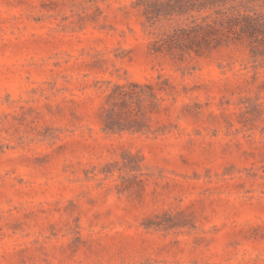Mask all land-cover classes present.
I'll return each mask as SVG.
<instances>
[{
    "label": "rangeland",
    "instance_id": "rangeland-1",
    "mask_svg": "<svg viewBox=\"0 0 264 264\" xmlns=\"http://www.w3.org/2000/svg\"><path fill=\"white\" fill-rule=\"evenodd\" d=\"M132 1L0 0V264H264L262 60L150 54ZM156 81L142 132L103 130Z\"/></svg>",
    "mask_w": 264,
    "mask_h": 264
},
{
    "label": "trees",
    "instance_id": "trees-1",
    "mask_svg": "<svg viewBox=\"0 0 264 264\" xmlns=\"http://www.w3.org/2000/svg\"><path fill=\"white\" fill-rule=\"evenodd\" d=\"M131 6L143 18L150 54L201 56L241 43L264 64V0H133ZM159 81L113 84L102 110L103 130L142 132L141 108L168 94L167 81Z\"/></svg>",
    "mask_w": 264,
    "mask_h": 264
}]
</instances>
